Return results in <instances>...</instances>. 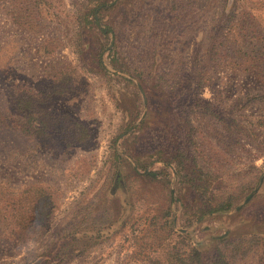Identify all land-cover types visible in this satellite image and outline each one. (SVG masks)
Returning <instances> with one entry per match:
<instances>
[{
	"label": "rangeland",
	"instance_id": "rangeland-1",
	"mask_svg": "<svg viewBox=\"0 0 264 264\" xmlns=\"http://www.w3.org/2000/svg\"><path fill=\"white\" fill-rule=\"evenodd\" d=\"M261 58L264 0H0V113L22 123L28 100L59 133L0 131V264H146L191 248L212 264L246 240L234 264H264ZM169 146L195 189L183 168L150 164ZM227 196L230 209L198 219Z\"/></svg>",
	"mask_w": 264,
	"mask_h": 264
},
{
	"label": "trees",
	"instance_id": "trees-1",
	"mask_svg": "<svg viewBox=\"0 0 264 264\" xmlns=\"http://www.w3.org/2000/svg\"><path fill=\"white\" fill-rule=\"evenodd\" d=\"M104 4L105 2L97 4L95 8L91 10L90 13L85 14L83 16L84 21L87 22L88 17L94 18V15L97 12V10L100 7H103ZM214 53L217 55L219 54L218 47L217 48L213 47L212 49H210L209 55L210 56L214 55ZM260 60L261 62L262 61L264 62V59L261 58ZM209 67L211 68L210 65ZM206 78H209V75L205 74L201 78H195V77L192 78V80L195 81L194 86L196 88H199L200 84L203 83L202 81ZM192 103L196 107H199L203 110H207L208 112L211 113L212 116H215L218 119L217 111L213 109V105L210 102L196 97ZM19 111L22 114V119L25 120L24 122L19 124L9 123L6 117L0 113V131L16 130L19 132V134L23 135L24 137L33 136L34 138H43L45 136L59 135L57 130L53 129V127H51L47 121H44L39 117H36L37 112H34L28 100L21 102ZM227 126L232 129L231 131L229 130L230 128L227 129L228 135L234 138V140H236L237 143L239 139H249L250 132H252V130L247 129L245 126H239V124L233 126L232 123H228ZM72 128L75 137L74 143L82 145V143H84L89 139L90 136L89 130L83 124L78 122L73 123ZM118 137L121 138L122 135H118ZM63 145L69 147L70 143L63 142ZM168 149L169 150H167V156H165L164 158H159L158 156L157 157L152 156V158L154 159L151 161L152 163L150 164L162 162L163 164L166 165L173 164L176 167L183 168V170L186 171L184 174L186 179H189L191 181L195 189L197 187L195 186L196 178L194 177V175L189 174V171L187 170L186 168L187 166L185 164V162L188 161V158H186V156L184 155V153H182V150L180 149L173 148L172 146H169ZM160 152L163 151L160 150L159 153ZM155 155H158L157 152ZM131 159H135L136 161V158H131ZM136 164L139 170L144 172V174H142L144 178L154 179L157 177V173L148 171L147 166L139 165L137 161ZM132 171L135 173H139L138 169L137 168L135 169V167ZM120 175H121L120 172L116 171L115 179H114L115 183L118 180H120ZM231 205H232V199L230 196L221 197L219 198V200L215 202L213 206H208L207 204V206L203 210L199 208L198 219L202 218L207 214L228 210L232 207ZM250 246H251L250 240L238 241L235 243L232 242L230 245L227 246V248H224L223 250L220 249L217 250L212 264H234L236 257H238L239 255L241 257L245 256L247 252L250 250ZM203 261H205V257L201 252H199L195 248H191L188 252L171 251L167 254L165 259H160L159 257L156 256L155 257L146 256L144 260H142V262L146 264H204Z\"/></svg>",
	"mask_w": 264,
	"mask_h": 264
},
{
	"label": "water",
	"instance_id": "water-1",
	"mask_svg": "<svg viewBox=\"0 0 264 264\" xmlns=\"http://www.w3.org/2000/svg\"><path fill=\"white\" fill-rule=\"evenodd\" d=\"M247 200H248V199H247ZM247 200H246V201H247Z\"/></svg>",
	"mask_w": 264,
	"mask_h": 264
}]
</instances>
